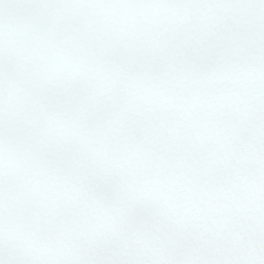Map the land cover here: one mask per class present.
<instances>
[{"label":"snow or ice","instance_id":"1","mask_svg":"<svg viewBox=\"0 0 264 264\" xmlns=\"http://www.w3.org/2000/svg\"><path fill=\"white\" fill-rule=\"evenodd\" d=\"M0 264H264V0H0Z\"/></svg>","mask_w":264,"mask_h":264}]
</instances>
